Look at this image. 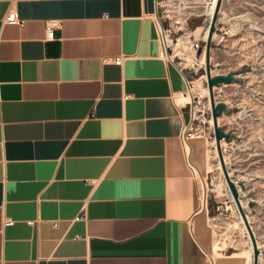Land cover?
Here are the masks:
<instances>
[{
	"label": "crops",
	"instance_id": "1",
	"mask_svg": "<svg viewBox=\"0 0 264 264\" xmlns=\"http://www.w3.org/2000/svg\"><path fill=\"white\" fill-rule=\"evenodd\" d=\"M154 21V0H0V264L244 263L208 249L224 204L200 197L201 136L183 158Z\"/></svg>",
	"mask_w": 264,
	"mask_h": 264
},
{
	"label": "rangeland",
	"instance_id": "2",
	"mask_svg": "<svg viewBox=\"0 0 264 264\" xmlns=\"http://www.w3.org/2000/svg\"><path fill=\"white\" fill-rule=\"evenodd\" d=\"M217 9L220 31H216L209 43L208 64L212 73L237 71L236 81L216 84L213 94L217 101H223L228 108L227 113L218 115V126L231 133L228 142L221 139L220 154L227 176L236 188L238 201H241L239 204L245 222L225 185L213 138L207 136L211 134L213 137L208 116L207 122L202 124L204 132L198 133L204 145L203 169L197 164L195 166L206 193L224 204L220 213L223 219L208 221V249L213 254L218 247L240 246L243 264H251L250 231L257 249L256 264H264V0H220ZM191 22L198 24L199 20L194 18ZM178 44L183 52L178 61L183 66L188 65L193 58L186 56L190 51L183 46L185 40L182 45ZM200 44L204 50V41ZM201 59L204 61V58ZM200 73H203L201 69L195 74L188 71L195 89L193 91L198 92L205 86V83H199L197 75ZM203 94L199 102L203 98L206 100L207 94ZM183 96L187 98L180 97V101L188 99L187 94ZM195 176L200 189L199 178Z\"/></svg>",
	"mask_w": 264,
	"mask_h": 264
},
{
	"label": "built area",
	"instance_id": "3",
	"mask_svg": "<svg viewBox=\"0 0 264 264\" xmlns=\"http://www.w3.org/2000/svg\"><path fill=\"white\" fill-rule=\"evenodd\" d=\"M209 3L210 0H154L155 38L158 41L160 51L163 53L164 57L170 61L174 57L178 62L179 58L173 54L171 44L176 41V38L179 35H182L185 38V46L188 51H192L193 54V59L188 65L181 66L178 62L180 65L178 69L184 80V95L187 94V90L191 87V79L189 78L190 74H188V71L191 74H195L199 69L203 71L204 61L199 59V54L203 48L200 42L205 40L206 35L203 37L201 34H193L192 30L196 25H200L204 27L205 32L207 31L211 17V14L206 12L209 8ZM216 12L214 14L213 29L210 33V41L212 39V34H216V31H220ZM194 18L199 20L198 24L196 22H191ZM2 21L19 25L21 20L18 18L16 10L9 5L3 13ZM56 25V20H48L45 22L44 33L46 37L51 36V30ZM120 59V56H115L112 58V61L115 64H119ZM210 70L211 68L209 67V73ZM197 77L199 78L200 84L202 82L205 83L204 71L203 73L198 74ZM215 85L211 86L212 96H215L213 94V88ZM203 96L204 94H200L197 91H190L188 99L184 100V102L188 104V117L180 127L178 138L182 148L183 158L186 163H189V140L199 132H204L205 127L202 124L207 122L208 116H210V105L204 104V98L203 101L199 102V99H202ZM205 133H209V131H205ZM207 136L210 139L213 138L211 137V134H207ZM10 222L11 220L8 218L2 219L3 224H8Z\"/></svg>",
	"mask_w": 264,
	"mask_h": 264
},
{
	"label": "water",
	"instance_id": "4",
	"mask_svg": "<svg viewBox=\"0 0 264 264\" xmlns=\"http://www.w3.org/2000/svg\"><path fill=\"white\" fill-rule=\"evenodd\" d=\"M218 1L219 0H216V5L218 4ZM214 14H215V11L211 14L209 24L207 27V31H206L205 40H204V66H203V71L205 75V86L208 92V100H209V105H210L212 136H213L214 146H215L216 154L218 157V162L220 165V169H221V173H222L225 185L228 189L231 199L233 200L236 206V209L240 217L245 222V220L243 219L244 215L238 203L236 188L234 187V184L231 181V179L227 176V173L224 169V165L222 163L221 154H220L219 140L222 139L223 141L228 142L231 138V133L224 131L222 128L218 126V124H216V121H215L216 116L219 115L220 113H227L228 108L222 101L213 102L212 94H211V86L218 84V83H227L229 81H236L237 77L235 76V74L237 73V71L229 70L224 73H219V72L213 73V74L209 73V67H208L209 47H210L209 43H210V33L213 29ZM248 234L250 237V244H251V264H256L257 249L254 244V240L251 238L250 231H248Z\"/></svg>",
	"mask_w": 264,
	"mask_h": 264
},
{
	"label": "bare ground",
	"instance_id": "5",
	"mask_svg": "<svg viewBox=\"0 0 264 264\" xmlns=\"http://www.w3.org/2000/svg\"><path fill=\"white\" fill-rule=\"evenodd\" d=\"M219 6V1H218V4L216 5V0H210V3H209V8L206 10V12L207 13H210V14H212L214 11L216 12V11H218V9H217V7ZM192 33L193 34H201V36H205L206 35V32H205V29H204V27L203 26H200V25H196L195 27H194V29L192 30ZM213 35L214 34H212V38H213ZM183 36L182 35H179V36H177V38H176V41L174 42V43H172L171 44V48H172V50H173V54L174 55H176V56H178V58L180 59V55H182L183 54V52L181 51V47H179L178 48V43H181V45L183 44V42H184V40H183ZM183 46H185V45H183ZM182 46V47H183ZM202 52H200V54H199V59H201V58H204V50H203V48H202V50H201ZM191 56L192 58H193V54H192V51H190L189 52V54L188 55H186V56ZM183 56V55H182ZM181 56V57H182ZM185 56V55H184ZM189 56V57H190ZM184 58V57H183ZM191 59V58H190ZM189 59V60H190ZM203 60V59H202ZM179 63H180V60H179ZM184 63V62H183ZM188 63V62H187ZM181 66H183L182 64H181ZM210 73H212L211 72V70H210ZM191 82H192V80H191ZM193 90H195L194 88H193V86H192V83H191V87L187 90V94L189 95V92L190 91H193ZM200 94H203V93H206L207 94V97H206V100H204V104L205 105H208L209 104V100H208V92H207V89H206V87L205 86H203L202 87V90H199L198 91ZM187 95V96H188ZM182 98H187V97H182ZM212 99H213V102H216L217 100H216V98H215V96H212ZM223 102V101H222ZM220 115V114H219ZM219 119H220V116H216V118H215V121H216V124H218V121H219ZM208 122H209V124H211V117L209 116V119H208ZM198 135H200V134H196V135H194V137H196V136H198ZM221 140V139H220ZM219 140V144L220 143H222V140L220 141ZM188 148H189V146H188ZM213 150H214V148H213ZM188 161H189V163L191 164V162H190V160L188 159ZM194 164V163H193ZM193 164H191V166L193 165ZM193 169H194V172L196 173V175L198 176V178H199V181H200V197H202V195H203V193H204V184H203V181L201 180V178H200V176H199V171H198V169H197V167L195 166V164L193 165ZM229 175V174H228ZM232 181V180H231ZM233 182V181H232ZM238 199V198H237ZM238 203H240L241 204V201L239 200L238 201ZM239 204V205H240ZM257 243V242H256ZM251 248V247H250ZM249 250V249H248ZM251 257V256H250ZM249 259V258H248ZM251 259V258H250Z\"/></svg>",
	"mask_w": 264,
	"mask_h": 264
}]
</instances>
